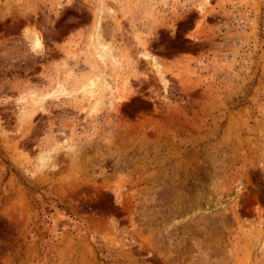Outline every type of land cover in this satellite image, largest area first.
Here are the masks:
<instances>
[{"label": "rangeland", "instance_id": "1", "mask_svg": "<svg viewBox=\"0 0 264 264\" xmlns=\"http://www.w3.org/2000/svg\"><path fill=\"white\" fill-rule=\"evenodd\" d=\"M0 264H264V0H0Z\"/></svg>", "mask_w": 264, "mask_h": 264}, {"label": "clouds", "instance_id": "2", "mask_svg": "<svg viewBox=\"0 0 264 264\" xmlns=\"http://www.w3.org/2000/svg\"><path fill=\"white\" fill-rule=\"evenodd\" d=\"M173 34V33H172ZM174 35V34H173ZM158 38L157 36L155 37V39ZM50 156L51 154H44L42 156H38L37 157V163L39 165H47L50 162ZM53 170H55V166L53 165Z\"/></svg>", "mask_w": 264, "mask_h": 264}]
</instances>
